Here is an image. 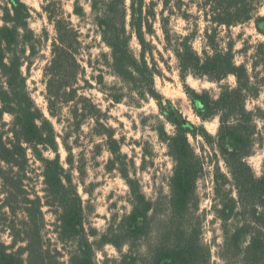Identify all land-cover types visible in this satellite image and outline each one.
Here are the masks:
<instances>
[{
  "label": "trees",
  "instance_id": "16d2710c",
  "mask_svg": "<svg viewBox=\"0 0 264 264\" xmlns=\"http://www.w3.org/2000/svg\"><path fill=\"white\" fill-rule=\"evenodd\" d=\"M2 1L0 120L5 114H9L13 120L6 134L0 126V163L21 169L22 162L28 160V149L38 146H42L44 151L56 153L54 159H44L40 155L44 163L45 202L38 196L30 199L23 189V180H20L19 188L24 191L21 195L30 206L26 209L30 230L25 231L23 241L28 253L27 264H53L51 250L45 245L37 226L44 206L53 210L56 216L59 240L73 241L76 245V250L70 256V264H96V245L98 249L113 245L122 251L124 245L132 246L149 239L154 231L155 204L147 199L140 181L131 177L127 156L114 138V128L98 120V125L105 130L112 155L107 170H117L125 180L130 190L132 210L119 223L111 225L97 243L89 241L82 197L72 172L61 163L57 141L60 135L51 120L53 118L62 125L60 107L70 106L68 126L64 127L65 133L61 137L65 143L67 137L79 131L88 118H98L93 115L94 111L101 113L96 105L90 104L89 98L78 95L79 75L83 72L79 60V32L66 20H55L57 38L51 47V60L44 69L51 117L48 118L37 106L23 70L32 68L41 45V40L30 26L32 10L22 0ZM126 1L99 0L103 7L97 24L101 28L103 42L111 50V66L116 76L133 86H139L142 93L159 101L161 95L155 81L163 73L155 54H162L154 43L157 38L155 24L159 22L164 51L170 52L177 60L183 81L189 76L217 84L231 76L236 79V86H220L221 91L217 95L209 90L200 93L185 85L187 94L197 107L196 114L203 122L200 125L186 124L175 110H164L159 102L161 111L174 127L172 134L166 133L165 129L159 133L173 160L169 211L155 232L154 244L147 246L143 257L146 262L142 264L211 263V249L203 242L201 223L197 218L200 209L197 184L206 172L208 159L211 163L216 160L217 164L213 174L214 211L223 225L224 258L229 261L238 259L240 264H264V169L262 176L258 177L249 163L257 146L264 144L257 123L258 119H264V115L262 111L258 113L247 108L248 100L257 98L260 90L254 85L248 67L237 64L235 40L229 38L225 41L220 32L221 28L229 31L252 21L262 0H190V3L177 0L176 5L173 4L174 0H160L162 8L158 12V4L153 0L150 5L147 0H130V13ZM97 2L93 0L95 12ZM192 5L196 8V15L190 13ZM75 10L82 12L79 5ZM129 16L130 30L127 29ZM173 16L193 28L190 30L186 27L188 32L185 35L174 31L171 27ZM258 21H264V17ZM200 22L205 25L203 29ZM134 38L140 46L137 54L131 48ZM198 38L203 40L202 53L194 48ZM115 100L118 103L120 98L116 96ZM213 119L219 122L216 134L210 133L204 124ZM66 150L70 152L68 147ZM69 157L68 164L72 167V155L69 154ZM220 159L227 173L221 171ZM90 234L98 237L96 230H91ZM245 235L249 236V241L243 247L242 238ZM8 251L3 246L0 264H25L19 254ZM141 257L139 254L130 259L127 257L124 262L138 264Z\"/></svg>",
  "mask_w": 264,
  "mask_h": 264
},
{
  "label": "rangeland",
  "instance_id": "374dc122",
  "mask_svg": "<svg viewBox=\"0 0 264 264\" xmlns=\"http://www.w3.org/2000/svg\"><path fill=\"white\" fill-rule=\"evenodd\" d=\"M152 0H147L150 5ZM155 1L157 12L161 10V1ZM174 0L173 4L176 5ZM190 3V0H184ZM32 10L30 26L38 39L41 40L39 54L34 59L32 68L24 72L28 78V84L37 106L43 110L48 118L50 117L47 101V88L44 78V69L51 60V47L57 38L55 20L64 19L71 23L80 36L79 60L83 72L79 75L78 95H84L91 100L90 104L96 105L101 113L94 111L93 115L98 118H88L82 128L70 134L63 143L64 127L68 126L69 105L60 107L62 125H59L53 118L59 133L57 141L61 163L66 170L72 172L74 182L77 185L79 195L82 197L85 209V228L89 234V241L97 243L99 237L105 234L111 225L119 223L121 218L128 215L132 210L131 195L128 185L116 171H108L107 165L112 158L109 151V140L106 137L103 127L98 125V120L103 125L112 126L115 131L114 138L118 140L122 153L127 156V167L132 178L140 181L142 190L147 199L155 204V217L153 232L149 239L130 246L124 245L121 250L113 245H106L96 249V264H125L124 260L142 255L138 264L146 262L144 255L147 246L155 242L157 228L163 223L164 217L169 211L170 201V179L172 177L173 160L168 154V149L160 137V130L165 129L166 133L174 132L173 125L167 120L164 112L161 111L159 102L164 110L173 109L187 124H202V120L196 114V106L185 90V85L197 92L209 90L217 95L220 86H236L235 77L231 76L221 84L209 82L206 79H197L193 76L183 81L179 74L178 62L170 53L164 51L163 34L160 23L155 24L157 38L154 43L157 45L162 56L155 54L158 67L163 76L156 77L155 85L161 98H155L141 92L139 86H133L125 82L113 72L111 63L112 56L110 48L103 42L101 28L97 24V17L103 6L97 2L96 12L93 11V0H22ZM4 2L0 0V13ZM79 5L82 12L75 8ZM128 13H130V0L126 1ZM186 8V7H185ZM184 8V9H185ZM190 13L196 15V8L192 5ZM264 17V0L257 5L254 19L248 23L231 28H221V37L225 41L232 38L236 42V61L238 65H246L252 77V81L260 94L257 98H250L247 108L251 111H262L264 115V21H258ZM130 16L127 17V29ZM2 22L0 21V26ZM204 23L200 22L203 29ZM171 27L180 34H186L192 25L173 16ZM187 27V28H186ZM152 40L151 36H148ZM203 40L198 38L194 48L202 53ZM131 48L137 54L140 46L134 38ZM120 101L117 103L115 97ZM88 107L92 109V106ZM196 107V108H195ZM259 113V112H258ZM12 117L5 114L0 120V126L4 134L9 132ZM260 137L264 142V119H258ZM207 130L216 134L219 122L213 119L204 123ZM69 132V130H68ZM101 132V134H99ZM67 145V146H65ZM195 146L198 147L197 143ZM68 147L69 151L66 150ZM28 149V148H27ZM200 151V150H199ZM27 161H23L21 169L12 168L0 163V251L3 246L9 249L8 253L19 254L27 264L28 253L26 251L25 231L30 230L27 221L26 209L30 207L21 193L27 194L30 199L35 197L46 200V186L44 184V163L41 159H54L56 153L50 150H43L42 146L28 149ZM42 154L43 158H40ZM69 154L74 166L68 164ZM213 157V156H212ZM207 168L204 176L198 181L197 193L200 198V209L197 215L201 223L203 242L211 249L210 264H240L239 260H226L224 258V231L222 222L216 217L215 205V182L214 163L207 160ZM218 163V162H217ZM255 174L260 177L264 169V144L257 146L255 154L249 158ZM219 167L223 173H227L224 162L219 160ZM5 179L3 178V176ZM20 180H23V190H20ZM230 189V187L228 188ZM236 196V193H233ZM49 207H43L42 218L38 220V228L43 236L45 245L50 248L51 262L53 264H70V256L76 250L73 241L61 242L56 231V216ZM40 217V216H39ZM161 227V226H160ZM91 230H96L98 237L91 236ZM19 235V236H17ZM17 241L15 245L14 242ZM249 236L242 238V245L246 247ZM58 251V254H57ZM165 264H168L166 262Z\"/></svg>",
  "mask_w": 264,
  "mask_h": 264
}]
</instances>
